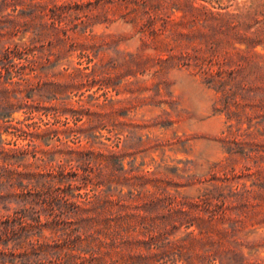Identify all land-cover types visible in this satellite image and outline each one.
I'll return each instance as SVG.
<instances>
[{
  "label": "rangeland",
  "instance_id": "obj_1",
  "mask_svg": "<svg viewBox=\"0 0 264 264\" xmlns=\"http://www.w3.org/2000/svg\"><path fill=\"white\" fill-rule=\"evenodd\" d=\"M0 117V264H264V0H0Z\"/></svg>",
  "mask_w": 264,
  "mask_h": 264
},
{
  "label": "trees",
  "instance_id": "obj_2",
  "mask_svg": "<svg viewBox=\"0 0 264 264\" xmlns=\"http://www.w3.org/2000/svg\"><path fill=\"white\" fill-rule=\"evenodd\" d=\"M246 15V14H245ZM237 80V78L231 76L230 81L224 80L222 81L223 86H227V84H233L235 81ZM233 89V88H232ZM9 104L11 105L12 103L9 102ZM229 105V104H228ZM2 117H0L1 120ZM5 141H3V139H0V156H3L5 159V162H8L7 157L10 155V158H12V154H11V148H8L5 146ZM16 150H20V149H16ZM110 158L112 159V164L114 165L111 169L112 172H114L115 176H117V170H119L120 167H122V169L124 170V161L123 158L121 157V155L116 152V151H110L109 152ZM77 163L79 164V166L81 167L84 164H86V166L88 165L84 155H82L78 160ZM7 164V163H6ZM83 167V166H82ZM9 169V168H6ZM4 169L3 171L0 172V182L4 181V179L6 178L8 181H10L11 183H9V185H0V187L2 188V186H8L9 188H15V184L12 181V177H6L4 171L6 170ZM72 173V172H71ZM29 175H35V181L34 184L36 186V189L39 193H43L44 188L43 183L41 181V176L35 173H26ZM38 175V176H37ZM70 185V189L73 190V180L71 179L69 182ZM71 192V191H70ZM76 197H83L86 196V199H88V203H85L84 206H80V209L78 210H73V208L70 207V215H72V211L75 212V214H77L79 216V220H78V225H77V230L80 233H87L88 230L91 227V224L93 222V219L96 217L95 215H91L89 212L91 209H95V211L97 212V209L101 208V206L105 209L107 207H109L114 201L115 199L112 197V194L109 193H94L92 195V193L89 192V189H87L85 192H78L76 195ZM90 204V205H89ZM125 205L123 203L120 204V208H124ZM123 213V212H120ZM118 213V217H121L123 219V221L121 223H118L117 225H114L112 227H110L108 229V232L110 234V243L109 244H115L117 241V236H121V238L123 239L122 242L128 241L129 237L128 234L131 230V218L130 216L126 215V214H120ZM125 213V212H124ZM38 221H41V217L40 215L37 217ZM10 221V220H9ZM8 233L10 232V227L8 225V227L6 228ZM15 231V230H14ZM14 233V232H13ZM15 234V233H14ZM133 237L130 238L129 242H133L132 239ZM73 239V238H72ZM137 241V239H136ZM135 241V242H136ZM9 246V245H8ZM17 247H25L26 251H25V264H47V260L43 259L41 257H34L32 258L31 253L28 251V248L26 247V245H24L23 243H17L13 245V248L16 249ZM42 250L44 251V253L46 254H50L52 257H55V251H53L52 248H49L48 245H44L42 247ZM85 253H90V255L85 254ZM84 255L82 256L84 260H91L92 264H108L106 260L98 263L97 260L99 259L100 256V252L96 249L95 247H92L91 250L86 251L83 253ZM62 255V253H61ZM65 255V254H64ZM64 255H63V259H64ZM75 254L74 253H70L67 254V258L65 259V261L69 260V262L71 263L74 258ZM131 256H133V254H131ZM62 259V256H61ZM57 260L60 259L57 258ZM5 264H8L7 262ZM111 264H117L116 260H112Z\"/></svg>",
  "mask_w": 264,
  "mask_h": 264
}]
</instances>
